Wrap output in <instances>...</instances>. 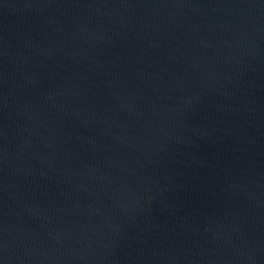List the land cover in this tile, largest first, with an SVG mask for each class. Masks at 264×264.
<instances>
[{"label": "water", "instance_id": "obj_1", "mask_svg": "<svg viewBox=\"0 0 264 264\" xmlns=\"http://www.w3.org/2000/svg\"><path fill=\"white\" fill-rule=\"evenodd\" d=\"M0 264H264V0H0Z\"/></svg>", "mask_w": 264, "mask_h": 264}]
</instances>
